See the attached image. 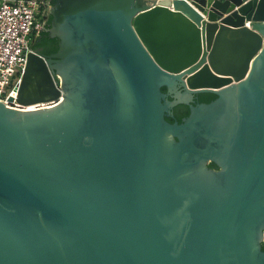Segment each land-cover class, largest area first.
<instances>
[{"label": "water", "instance_id": "1", "mask_svg": "<svg viewBox=\"0 0 264 264\" xmlns=\"http://www.w3.org/2000/svg\"><path fill=\"white\" fill-rule=\"evenodd\" d=\"M49 13L0 100V264H264V0Z\"/></svg>", "mask_w": 264, "mask_h": 264}, {"label": "built area", "instance_id": "2", "mask_svg": "<svg viewBox=\"0 0 264 264\" xmlns=\"http://www.w3.org/2000/svg\"><path fill=\"white\" fill-rule=\"evenodd\" d=\"M50 0H0V100L15 95L32 40L46 23Z\"/></svg>", "mask_w": 264, "mask_h": 264}, {"label": "bare ground", "instance_id": "3", "mask_svg": "<svg viewBox=\"0 0 264 264\" xmlns=\"http://www.w3.org/2000/svg\"><path fill=\"white\" fill-rule=\"evenodd\" d=\"M51 105H53V104H51ZM42 106L48 107L50 105H47L45 103L38 105V103H36V104H30V105L26 106L24 109H36L37 107H42Z\"/></svg>", "mask_w": 264, "mask_h": 264}, {"label": "trees", "instance_id": "4", "mask_svg": "<svg viewBox=\"0 0 264 264\" xmlns=\"http://www.w3.org/2000/svg\"><path fill=\"white\" fill-rule=\"evenodd\" d=\"M49 15H50V13H48V16H47V19H48V17H49ZM47 21V20H46ZM38 36H36L33 40H32V42H31V46L33 45V43H34V41H35V39L37 38ZM264 243V241L262 242V244Z\"/></svg>", "mask_w": 264, "mask_h": 264}, {"label": "flooded vegetation", "instance_id": "5", "mask_svg": "<svg viewBox=\"0 0 264 264\" xmlns=\"http://www.w3.org/2000/svg\"><path fill=\"white\" fill-rule=\"evenodd\" d=\"M39 33H40V32H39ZM38 35H39V34H38ZM38 35H37V36H38ZM263 241H264V240H263Z\"/></svg>", "mask_w": 264, "mask_h": 264}]
</instances>
